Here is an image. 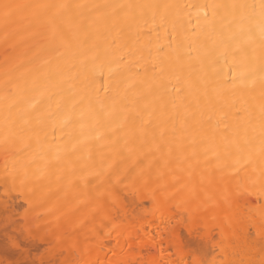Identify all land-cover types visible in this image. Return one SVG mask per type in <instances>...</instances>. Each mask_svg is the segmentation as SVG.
Returning <instances> with one entry per match:
<instances>
[{
    "label": "snow or ice",
    "instance_id": "obj_1",
    "mask_svg": "<svg viewBox=\"0 0 264 264\" xmlns=\"http://www.w3.org/2000/svg\"><path fill=\"white\" fill-rule=\"evenodd\" d=\"M191 7L194 39L180 31ZM0 22L39 47L5 60L0 196L21 211L0 238L44 248L0 264H163L137 253L182 251L178 229L216 233L221 257L172 264H264V0H0ZM149 25L166 45L142 42Z\"/></svg>",
    "mask_w": 264,
    "mask_h": 264
},
{
    "label": "bare ground",
    "instance_id": "obj_2",
    "mask_svg": "<svg viewBox=\"0 0 264 264\" xmlns=\"http://www.w3.org/2000/svg\"><path fill=\"white\" fill-rule=\"evenodd\" d=\"M14 3H35V2H45V0H10ZM73 2H83V3H117V2H127V0H73ZM172 2L179 3L182 5H200L203 3L210 2V0H172ZM202 12L196 7L185 8L181 14V22L183 27L180 29L183 34L185 29H187V35L190 38H193L192 30L197 28V14ZM191 19V24L187 23L188 19ZM151 25L144 28L145 35L141 38L142 42H147L149 39L152 41V47L155 48L157 44H167L168 40L164 37L163 31L161 30L159 39L157 38L156 32H151L150 36L148 33V28ZM39 52L38 41L31 40L28 38V35L25 33L22 36H9L5 38V29L2 22H0V95L3 93V81L5 73V60L8 58V66L13 64L24 63L27 64L33 56ZM195 55V52L193 53ZM31 67V65H29ZM217 70L221 73L224 78H227L230 73L229 62L221 61L220 65L217 66ZM3 119V103L0 101V121ZM65 181H57L56 175L53 173L50 175L49 179L44 182L46 189H51V195L53 200L57 196H62V188ZM253 201L256 199V195L251 197ZM139 203V201H138ZM145 205L147 203L145 202ZM3 211L0 210V213ZM152 217H149L151 220ZM156 223H159V220H156ZM155 224L149 225V231H155ZM216 233L208 234L206 231L192 230L189 232L187 229H178L177 230V242L180 243L183 247L182 251H179L173 243L170 246V243L166 240L163 244H160L158 247H153L150 251L138 252L137 256L148 255L151 258L163 262V264H172L173 261H178L181 259L187 260L191 259V254H196L199 257H202L201 254H206L207 260L219 261L221 254L218 247H214L215 241L212 239V236ZM198 249V250H196ZM199 251V254L197 252ZM107 252V247L105 248ZM103 255V253H101ZM110 255V253H109ZM209 255V258H208ZM40 259V258H39Z\"/></svg>",
    "mask_w": 264,
    "mask_h": 264
},
{
    "label": "rangeland",
    "instance_id": "obj_3",
    "mask_svg": "<svg viewBox=\"0 0 264 264\" xmlns=\"http://www.w3.org/2000/svg\"><path fill=\"white\" fill-rule=\"evenodd\" d=\"M9 203L12 205L10 208L6 209L4 202H3V198L2 196H0V210H2L3 212L0 213V217H3L6 212L8 211H21V209L19 208V205L21 203L20 200H15L14 203H12V201H9ZM32 248L31 252H27L25 251L23 253V256H21L20 254L16 253L15 250H6L3 247V240L2 238H0V260H15V259H27V260H32L35 259L37 261H39V258L41 256V254L44 252V248L42 247H38L37 245H31L30 246ZM198 250V249H196ZM202 253V252H201ZM199 254V251L197 252V254L202 255V258L207 260V256H205L206 254ZM209 258V255H208ZM210 259V258H209ZM208 259V260H209Z\"/></svg>",
    "mask_w": 264,
    "mask_h": 264
}]
</instances>
